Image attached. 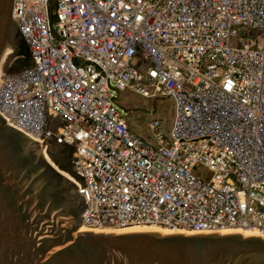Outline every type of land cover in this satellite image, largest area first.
I'll use <instances>...</instances> for the list:
<instances>
[{
  "label": "built area",
  "instance_id": "obj_1",
  "mask_svg": "<svg viewBox=\"0 0 264 264\" xmlns=\"http://www.w3.org/2000/svg\"><path fill=\"white\" fill-rule=\"evenodd\" d=\"M12 16L31 64L0 65V116L70 152L82 226L264 238V0H14ZM126 92L171 100V120L135 131Z\"/></svg>",
  "mask_w": 264,
  "mask_h": 264
},
{
  "label": "water",
  "instance_id": "obj_2",
  "mask_svg": "<svg viewBox=\"0 0 264 264\" xmlns=\"http://www.w3.org/2000/svg\"><path fill=\"white\" fill-rule=\"evenodd\" d=\"M13 2L0 0V62L22 42ZM38 152L0 116V264H264L257 235L81 232L84 199Z\"/></svg>",
  "mask_w": 264,
  "mask_h": 264
},
{
  "label": "rangeland",
  "instance_id": "obj_3",
  "mask_svg": "<svg viewBox=\"0 0 264 264\" xmlns=\"http://www.w3.org/2000/svg\"><path fill=\"white\" fill-rule=\"evenodd\" d=\"M14 51L11 54V59L9 60L8 64H10L14 58H15ZM19 67L17 60L14 61L12 64V69H17ZM122 103L126 106L133 107L134 110V117L131 120V126L132 128L137 131H145L147 123L152 118V113L154 112V115H159L160 117L171 120L173 115V102L168 99H155V100H147L140 96L130 94V93H124ZM58 164V163H57ZM202 167L197 168V172L202 170Z\"/></svg>",
  "mask_w": 264,
  "mask_h": 264
},
{
  "label": "bare ground",
  "instance_id": "obj_4",
  "mask_svg": "<svg viewBox=\"0 0 264 264\" xmlns=\"http://www.w3.org/2000/svg\"><path fill=\"white\" fill-rule=\"evenodd\" d=\"M12 52L13 51H12L11 48H7L5 50L4 55L2 56V59H1V62H0L1 66L5 65V64H8ZM38 151H39L38 153L41 156V158L49 166H51L63 179H65L67 182H70V183L74 184V179H73L72 175L68 171L61 169L57 165L56 161L54 160V156L50 152H48L47 150H43L41 147L38 148ZM79 231L84 232V231H89V230H87L84 226L81 225V227L79 228ZM144 231L161 232V233H164V234H172V233H174V232H172V231H170L168 229L162 228V227H141V226L131 227V228L125 229V230H116V231L107 230V231L101 232V233H123V232H144ZM221 233L222 234L241 233V234H243L245 236L257 235L256 233H250V232H247V231H244V230H227V231H223Z\"/></svg>",
  "mask_w": 264,
  "mask_h": 264
},
{
  "label": "trees",
  "instance_id": "obj_5",
  "mask_svg": "<svg viewBox=\"0 0 264 264\" xmlns=\"http://www.w3.org/2000/svg\"><path fill=\"white\" fill-rule=\"evenodd\" d=\"M15 56H17V63L19 65L18 69L27 67L31 64V58L28 51V48L25 42L22 40L21 44L15 50Z\"/></svg>",
  "mask_w": 264,
  "mask_h": 264
},
{
  "label": "flooded vegetation",
  "instance_id": "obj_6",
  "mask_svg": "<svg viewBox=\"0 0 264 264\" xmlns=\"http://www.w3.org/2000/svg\"><path fill=\"white\" fill-rule=\"evenodd\" d=\"M56 162L60 165L61 168L67 169L70 166L71 154L70 152L62 151Z\"/></svg>",
  "mask_w": 264,
  "mask_h": 264
}]
</instances>
